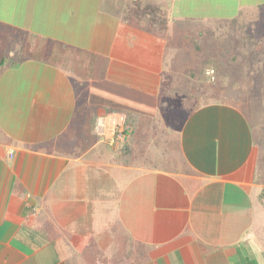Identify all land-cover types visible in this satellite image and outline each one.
Returning <instances> with one entry per match:
<instances>
[{
	"label": "crops",
	"instance_id": "crops-1",
	"mask_svg": "<svg viewBox=\"0 0 264 264\" xmlns=\"http://www.w3.org/2000/svg\"><path fill=\"white\" fill-rule=\"evenodd\" d=\"M190 9L229 12L194 27L234 28L241 56L242 27L264 43V0H0V22L100 59L97 77L0 64V264H264L263 120L230 100L142 113L166 115L169 35L192 24L171 13Z\"/></svg>",
	"mask_w": 264,
	"mask_h": 264
},
{
	"label": "rangeland",
	"instance_id": "rangeland-1",
	"mask_svg": "<svg viewBox=\"0 0 264 264\" xmlns=\"http://www.w3.org/2000/svg\"><path fill=\"white\" fill-rule=\"evenodd\" d=\"M228 13L224 10L211 12L194 11L193 9L181 10L180 12L172 11L173 21L175 18L188 17L189 21L192 22L185 27L191 34L188 39L190 43L184 36L181 47H178L177 44H174L176 47H173L174 40L178 41L176 39L177 31L171 32L169 37L173 42L169 43L166 49L162 75V94L164 95L166 89L173 88L172 92L167 91L165 97L163 96L166 102L165 107H167V110L163 109V112L166 115L161 111L159 115H155L149 109L142 113L153 119L160 116L162 122L179 114L177 117L180 120L196 106L211 101L230 100L241 103L249 115H255L264 122V91L261 84L262 76L258 73L259 64L262 63L258 57L261 54L254 56L255 62L252 59L250 62L249 60L244 61V67L232 66V62L236 63L243 57L238 52L242 49V44L236 43L233 34H230L235 29L230 30L229 26H218V21L215 20L213 27H207L208 34L204 37L202 34L197 35L198 31L200 33L204 30L194 27L198 22L205 25L207 18L218 19L220 15H228ZM212 29L214 33L213 31L212 33L209 32ZM226 49H228L227 52H225ZM213 58L220 60L219 66L222 68L216 69L208 65V60ZM230 58H232L230 64H226L224 60ZM223 66L226 67L223 68ZM135 111L139 112V110Z\"/></svg>",
	"mask_w": 264,
	"mask_h": 264
},
{
	"label": "trees",
	"instance_id": "trees-1",
	"mask_svg": "<svg viewBox=\"0 0 264 264\" xmlns=\"http://www.w3.org/2000/svg\"><path fill=\"white\" fill-rule=\"evenodd\" d=\"M165 14L163 11H154L152 16L155 17L156 24L149 28L159 34L165 33L168 28V20ZM137 23L138 20L135 19L133 24L136 25ZM241 31L239 39L241 38L244 41L242 54L246 57L245 61H250L253 56L264 52L262 50L264 43L255 40L252 30L250 31V29L242 27ZM16 59L46 61L59 68L81 73L89 77H97V70L100 64V59L91 51L64 44L55 39L24 30L6 22H0V64L6 65ZM242 60L243 58L239 59L241 64L244 61ZM208 62V65L216 69L222 68L219 66L220 60L213 58L209 59ZM262 78H264L263 75ZM248 264H257V262L248 260Z\"/></svg>",
	"mask_w": 264,
	"mask_h": 264
}]
</instances>
